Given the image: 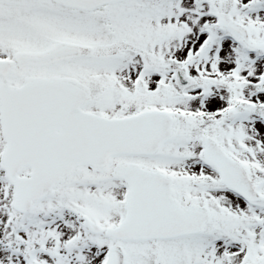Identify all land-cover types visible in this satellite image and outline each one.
Instances as JSON below:
<instances>
[{
	"label": "snow or ice",
	"instance_id": "obj_1",
	"mask_svg": "<svg viewBox=\"0 0 264 264\" xmlns=\"http://www.w3.org/2000/svg\"><path fill=\"white\" fill-rule=\"evenodd\" d=\"M0 264H264V0H0Z\"/></svg>",
	"mask_w": 264,
	"mask_h": 264
}]
</instances>
